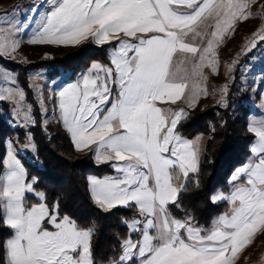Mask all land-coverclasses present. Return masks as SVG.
<instances>
[{"label": "snow or ice", "instance_id": "obj_1", "mask_svg": "<svg viewBox=\"0 0 264 264\" xmlns=\"http://www.w3.org/2000/svg\"><path fill=\"white\" fill-rule=\"evenodd\" d=\"M253 2L50 0L49 10L39 17L28 43L74 46L89 37L99 45L116 42L107 65L94 62L79 81L54 89L49 98L78 150L96 145L98 160L116 162L113 168L119 175L90 178L96 204L104 210L136 207L142 217L129 224L141 239H125L113 264H234L237 253L264 229V120L249 124L256 138L250 148L252 157L232 176V191L211 197L213 203L228 202L231 215L221 216L213 229L202 234L192 218L174 219L168 209L186 190L189 174L198 171L196 142L176 131L185 109L169 117L157 106V102L175 104L185 98L189 85L174 71L181 56L190 54L199 60V67L209 63L214 45L237 21L252 15L246 9ZM181 7L191 11H180ZM209 18H216L210 34L201 27L210 26ZM29 24L27 17L17 21L10 13L0 16V32H8L0 35V55L16 51L20 38L13 29L19 32ZM189 33L211 36L202 52L186 40ZM257 40L264 41V27L251 39L248 51L257 47ZM212 69L216 71L214 64ZM192 91L189 106L203 90ZM227 91L225 87L223 92ZM24 99L23 91L17 99L11 89L0 88V103L18 104ZM5 165L0 203L6 210L4 223L13 235L3 245L0 264H94L93 229L60 216L58 205L26 207L25 193L34 187L26 182L14 152L0 159V168Z\"/></svg>", "mask_w": 264, "mask_h": 264}, {"label": "rangeland", "instance_id": "obj_2", "mask_svg": "<svg viewBox=\"0 0 264 264\" xmlns=\"http://www.w3.org/2000/svg\"><path fill=\"white\" fill-rule=\"evenodd\" d=\"M216 2H219V0H216ZM261 5H264V0H254L250 8L246 9V12L252 14L249 19L237 21L233 28L229 29L228 32L223 35L222 41L214 45L212 53L209 54V63H206L203 67H199V60L193 59L190 54L182 55L180 60L176 62L174 71L178 76L185 78L189 85L185 90V98H181L176 101L175 104L171 102H157V106L167 111L169 117H171L173 112L180 108H184L186 115L181 121L189 117L191 119L203 121L201 124L205 131L194 137L182 135L179 133L180 131L178 128L176 130L183 138L195 141L198 149V171L196 173H190L188 178L200 171V165L205 155L207 141L211 137L210 134H215L219 131L225 122L223 119L225 114L229 119L231 118L230 121L233 123V131H235L238 136L242 137L241 147L247 148V154L238 155V158H242V161L232 170L231 175L228 177L227 189L219 188L211 193L209 195L211 203H213L211 197L214 194H228L232 191V176L236 174L239 169L245 167L252 157L250 148L256 138L254 133L249 131V124L253 120H264V41L257 40V47L252 49V51L247 50L251 39L259 32L261 27H264V7H261ZM49 8L50 0H0V16H3L5 13H10L12 14V18L17 21L23 20L25 17L30 20V24L27 28L19 32H15V29H13V35L20 38V45L16 51L10 54L0 55L7 61L13 62V65H11L4 64L0 61V88L11 89L17 99L19 98L20 91H23L25 97V99L18 104L6 102L8 108H4L2 103L0 104V115L13 131L6 140V155L4 160L7 159L8 153L14 152L25 170L26 182L34 187L33 192L25 193V206L31 207L38 203H45L44 191H37L35 189V184L38 182V177L35 172L31 178H29L28 175L29 167L35 166L38 169L43 167L42 161L37 158V146L32 132L33 127L37 124L35 110L38 109V113L41 116L40 122L43 128L53 124L54 126H58L63 133L67 134L78 156L89 159L94 166H107L112 170V172L104 175H88L90 195L96 204L90 185V178L103 179L105 177H115L119 175L113 168L116 162H103L98 160L96 155H94L96 145L78 150L75 147L70 133L62 125L58 113L54 110V101L49 98L53 97L54 89L79 81L82 74L86 73L94 62L107 65L110 60L111 50L115 47L116 42L113 41V43L99 45L89 37L87 40L74 46L34 45L28 43V39L36 30L39 17L44 15ZM179 10L191 11V9L185 7H181ZM215 23L216 18H209L210 26L205 27L201 25V27L205 28V32L210 34L214 30ZM7 34V30L0 32V35ZM123 38L128 39L127 37ZM210 39V35L193 37L191 33H189V36L186 38V40H190L194 45L198 46L201 52ZM201 52H198L196 56L198 57L201 55ZM29 64H38V66H28ZM213 64L216 67L215 72L212 69ZM198 68L200 75L197 74ZM225 87L228 89L226 93L223 92ZM193 89H202L203 91L197 96L194 106H189V102L193 96ZM4 94L7 95V92ZM42 101L43 103H41ZM9 141L12 143H9ZM211 161L212 160H210L209 163H211ZM207 162L208 161L205 160V164ZM208 170L205 180H208L214 171L211 170V172H209L210 170ZM6 172L7 168L5 165L0 181H2L3 175L6 174ZM241 179H243V177H241ZM2 186V183H0V187ZM29 196L35 197L39 202L31 205L26 204ZM178 198L176 204L178 203ZM2 199L3 198H0L1 201ZM222 203L227 205V209L223 211L222 214L220 213L215 216L207 226H198L191 216L185 217L184 219H177L172 216L171 207L176 204H169L168 209L171 217L174 219L183 221L192 218L191 223L199 227L203 234L213 229L221 216L225 214L231 215L232 206L228 202L218 201L213 204L219 205ZM1 208L4 220V218H6V210L2 203ZM115 208L128 209L130 207L117 206ZM133 208H135L136 213L132 218L123 220V225L128 229V235L121 240V246L123 241L129 236H131L133 240L141 239L140 234L138 232H133L129 227V224L134 218L142 219L138 208ZM96 226L95 223L90 227L93 229V234L96 230ZM7 228L9 227L7 226ZM118 259L119 258H117V260ZM113 262L111 264H113ZM234 264H264V229H259L254 234L251 241L237 253Z\"/></svg>", "mask_w": 264, "mask_h": 264}, {"label": "trees", "instance_id": "obj_3", "mask_svg": "<svg viewBox=\"0 0 264 264\" xmlns=\"http://www.w3.org/2000/svg\"><path fill=\"white\" fill-rule=\"evenodd\" d=\"M0 61L13 65V62L1 56ZM2 106L8 108L6 103H2ZM35 115L37 124L32 132L37 146V158L42 161L43 167L38 169L35 166H28L29 178L33 177L35 172L38 177L35 189L44 191V201L49 207L58 205L60 216L66 215L84 228H90L96 223L91 242L94 264H111L113 260L119 258L121 240L128 235L123 220L132 218L136 213L135 208H115L109 211L100 209L90 195L88 175H104L112 170L107 166H94L89 159L78 156L67 134L54 124L43 128L38 109L35 110ZM223 119L225 122L219 131L210 134L200 171L186 180L184 184L186 190L180 191L178 203L171 207L172 216L177 219L191 216L198 226H207L215 216L227 209L225 203L219 205L211 203L209 195L219 188L227 189L228 177L242 161L238 155L247 154V148L241 147L242 137L233 131L231 118L225 114ZM201 122L203 121L190 117L181 121L178 126L179 133L194 137L205 131ZM12 132L9 124L0 115V159L5 158L6 140ZM205 160L208 161L206 164ZM3 169L4 167L0 168V178ZM207 170L214 171L210 178L205 180ZM38 202L35 197L29 196L26 204ZM12 234L13 231L4 223L0 203V257L3 256L5 241Z\"/></svg>", "mask_w": 264, "mask_h": 264}]
</instances>
